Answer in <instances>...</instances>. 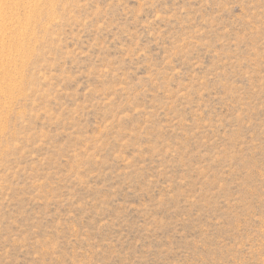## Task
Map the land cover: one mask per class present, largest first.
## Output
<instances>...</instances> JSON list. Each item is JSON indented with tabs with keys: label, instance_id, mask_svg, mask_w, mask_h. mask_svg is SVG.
Listing matches in <instances>:
<instances>
[{
	"label": "rangeland",
	"instance_id": "obj_1",
	"mask_svg": "<svg viewBox=\"0 0 264 264\" xmlns=\"http://www.w3.org/2000/svg\"><path fill=\"white\" fill-rule=\"evenodd\" d=\"M0 264H264V0H0Z\"/></svg>",
	"mask_w": 264,
	"mask_h": 264
}]
</instances>
